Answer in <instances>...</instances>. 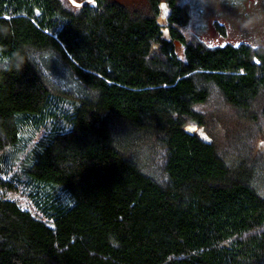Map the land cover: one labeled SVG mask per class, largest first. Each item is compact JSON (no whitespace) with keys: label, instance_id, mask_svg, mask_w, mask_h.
<instances>
[{"label":"trees","instance_id":"trees-1","mask_svg":"<svg viewBox=\"0 0 264 264\" xmlns=\"http://www.w3.org/2000/svg\"><path fill=\"white\" fill-rule=\"evenodd\" d=\"M189 20L181 0H0V191L28 203L0 193V264H264V48L187 40ZM214 99L232 113L210 130Z\"/></svg>","mask_w":264,"mask_h":264},{"label":"rangeland","instance_id":"rangeland-1","mask_svg":"<svg viewBox=\"0 0 264 264\" xmlns=\"http://www.w3.org/2000/svg\"><path fill=\"white\" fill-rule=\"evenodd\" d=\"M137 7L144 6L145 0H122ZM188 5L190 20L187 25L180 27L187 40H200L209 46L240 43L252 47L264 48V0H181ZM169 8L166 2L160 3L158 22L163 28L168 26L167 16ZM176 49L180 57H183V46L176 42ZM153 51H157L154 48ZM197 110L203 112L208 118V127L211 130L220 126V116L231 114L232 110L220 104L216 99L206 104L196 106ZM257 119L248 131L249 159L248 162L258 160L264 164V136L258 134L255 138L253 132L264 128V109L256 111ZM226 127H235L232 120ZM246 122V120H244ZM193 126V131L204 139H209L207 130L195 122H188ZM233 125V126H232ZM225 127V126H224ZM222 129L221 127H219ZM217 129V133L219 132ZM238 129H236L237 131ZM246 140V142H247ZM254 186L257 192L264 196V173L259 171ZM3 195L15 199L19 204L27 208L28 203L19 191H0ZM49 225L51 222L47 221Z\"/></svg>","mask_w":264,"mask_h":264},{"label":"water","instance_id":"water-1","mask_svg":"<svg viewBox=\"0 0 264 264\" xmlns=\"http://www.w3.org/2000/svg\"><path fill=\"white\" fill-rule=\"evenodd\" d=\"M71 2V4H73L74 6H79L81 5L84 1H91V0H81V1H78V0H69ZM187 128L192 132L193 131V126H187Z\"/></svg>","mask_w":264,"mask_h":264}]
</instances>
